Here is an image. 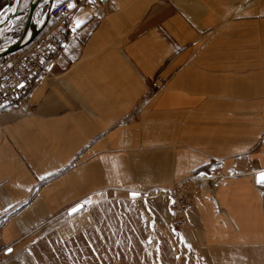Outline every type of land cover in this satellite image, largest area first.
<instances>
[{
    "label": "crops",
    "instance_id": "obj_1",
    "mask_svg": "<svg viewBox=\"0 0 264 264\" xmlns=\"http://www.w3.org/2000/svg\"><path fill=\"white\" fill-rule=\"evenodd\" d=\"M70 2L60 57L0 112L7 264H188L191 242L264 264V0ZM208 164L236 175L176 229L174 183Z\"/></svg>",
    "mask_w": 264,
    "mask_h": 264
},
{
    "label": "built area",
    "instance_id": "obj_2",
    "mask_svg": "<svg viewBox=\"0 0 264 264\" xmlns=\"http://www.w3.org/2000/svg\"><path fill=\"white\" fill-rule=\"evenodd\" d=\"M107 2L109 0H79V5L92 4L101 7ZM69 5H72L70 0H53L44 11L37 36L30 42L27 38L26 44L20 50L0 58V112L14 103L17 98L27 94L45 63L53 62L60 57L62 53L60 39L65 35L74 12V7ZM46 15L49 16L47 21H45ZM8 38L10 36H6V39ZM234 175H236L234 171L225 174L220 167L214 166L208 172L190 175L187 179L195 184L207 182V187L203 189L206 192V188L208 191L213 189L210 183L215 187L225 177ZM199 181L201 182L198 183ZM173 190V224L176 229H181L188 223L191 207L188 193L193 190L201 199L206 198V193L201 192L199 187L190 188L189 185L180 183H175ZM0 264H6L1 255Z\"/></svg>",
    "mask_w": 264,
    "mask_h": 264
},
{
    "label": "water",
    "instance_id": "obj_3",
    "mask_svg": "<svg viewBox=\"0 0 264 264\" xmlns=\"http://www.w3.org/2000/svg\"><path fill=\"white\" fill-rule=\"evenodd\" d=\"M52 2L53 0H14L13 5L6 11V15H2L0 18V34L13 19L25 9L27 10V19L24 23L21 35L12 43L0 47V58L20 50L26 44L25 40L27 38L28 42H30L37 36L40 31L39 23L44 13V7H41V3L45 6L51 5ZM48 18L49 16L46 15L45 21H47ZM261 173H264V171L257 174L258 180ZM81 205L83 206V203H79L73 208H78L80 210L83 208ZM73 208L69 210L70 214L75 213L72 212Z\"/></svg>",
    "mask_w": 264,
    "mask_h": 264
},
{
    "label": "rangeland",
    "instance_id": "obj_4",
    "mask_svg": "<svg viewBox=\"0 0 264 264\" xmlns=\"http://www.w3.org/2000/svg\"><path fill=\"white\" fill-rule=\"evenodd\" d=\"M14 3V2H13ZM13 5V4H12ZM12 5H10V7L12 6ZM41 5H42V3H41ZM44 6V5H43ZM46 6V5H45ZM49 6V5H48ZM9 8H7V10H8ZM45 11V10H44ZM6 12V11H5ZM4 12V13H5ZM3 13V14H4ZM44 14V13H43ZM25 15H27V10L25 9L24 11H21L17 16H16V18H14V20H12L8 25H7V27L5 28V30L0 34V47H3V46H5V45H8V44H10V43H12L13 41H11L12 40V38H8V39H6V36H5V33L6 32H10V31H12V29L16 26V24H17V22L19 23V22H22V20L24 19V17H25ZM17 33H20V32H17ZM21 35V34H20ZM19 35V36H20ZM18 36V35H17ZM17 39V38H16ZM15 39V40H16ZM14 40V41H15ZM163 81H166V79H162ZM20 98H22V97H19V98H17L16 99V101L18 100V99H20ZM16 101L14 102V103H12V104H15L16 103ZM12 104H10V105H12ZM204 172H208V171H201L200 173H197V174H192L191 176H193V175H199V174H201V173H204ZM224 172V171H223ZM230 172H232V171H230ZM229 173V172H228ZM189 177V176H188ZM187 177V178H188ZM227 177H231V176H227ZM190 182V181H189ZM201 181H199L198 183H200ZM207 183V182H206ZM206 183H200V184H195V182H193V181H191V183L189 184V187L191 188V187H196V188H200V191L201 192H203L204 190V188L205 187H207V184ZM175 184V183H174ZM210 186H211V188H213V189H211V191H213L214 189H215V187H214V184L213 183H210ZM216 186V185H215ZM206 190L208 191V188H206ZM195 192H193V190H191L189 193H188V197H189V195L190 194H194ZM173 194H174V190L172 189V196H173ZM195 195V194H194ZM174 199V198H173ZM190 200H192L191 198H190ZM79 204V203H78ZM77 205V204H76ZM75 205V206H76ZM24 206H25V204H24ZM74 207V206H73ZM72 207V208H73ZM172 209H173V204H172ZM70 210V209H69ZM81 210V209H80ZM79 211V210H78ZM77 211V212H78ZM17 212V210H12L11 212H10V214H15ZM19 212V211H18ZM17 212V213H18ZM69 212V211H68ZM76 213V212H75ZM74 213V214H75ZM70 214V213H69ZM173 219H174V217H173ZM186 245H187V248H186V250H185V252H184V258L186 259V261H187V263L188 264H210L209 263V261L206 259V257H205V254H204V251H203V249L201 248V245L199 244V243H197V242H195V243H193V242H191V243H186ZM0 255H1V257L3 258V255H2V253L0 252ZM33 259L32 260H30V262L32 263V264H42V261H41V259L40 258H37V257H35V255H33ZM5 261H6V264H7V260L6 259H4Z\"/></svg>",
    "mask_w": 264,
    "mask_h": 264
},
{
    "label": "trees",
    "instance_id": "obj_5",
    "mask_svg": "<svg viewBox=\"0 0 264 264\" xmlns=\"http://www.w3.org/2000/svg\"><path fill=\"white\" fill-rule=\"evenodd\" d=\"M14 2V0H3V6L6 5H12ZM213 166V164H208V165H204L202 167H200L199 169H197L194 173H200L201 171H209L211 169V167Z\"/></svg>",
    "mask_w": 264,
    "mask_h": 264
},
{
    "label": "snow or ice",
    "instance_id": "obj_6",
    "mask_svg": "<svg viewBox=\"0 0 264 264\" xmlns=\"http://www.w3.org/2000/svg\"><path fill=\"white\" fill-rule=\"evenodd\" d=\"M69 6L71 7L72 5H69ZM77 26L79 27V24ZM21 87H22V85H21ZM259 182L264 183V173H261L260 174V176H259ZM81 207H83V206L81 205ZM78 210H79L78 208H73L72 209V212H76ZM8 251L11 252L12 249H8Z\"/></svg>",
    "mask_w": 264,
    "mask_h": 264
},
{
    "label": "bare ground",
    "instance_id": "obj_7",
    "mask_svg": "<svg viewBox=\"0 0 264 264\" xmlns=\"http://www.w3.org/2000/svg\"><path fill=\"white\" fill-rule=\"evenodd\" d=\"M6 15V14H5ZM185 227V226H184Z\"/></svg>",
    "mask_w": 264,
    "mask_h": 264
}]
</instances>
